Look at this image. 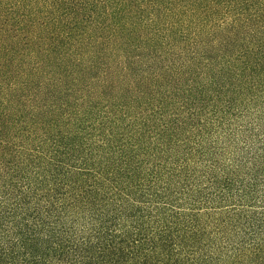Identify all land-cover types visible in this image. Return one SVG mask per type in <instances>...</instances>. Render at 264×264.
Listing matches in <instances>:
<instances>
[{
    "label": "trees",
    "instance_id": "1",
    "mask_svg": "<svg viewBox=\"0 0 264 264\" xmlns=\"http://www.w3.org/2000/svg\"><path fill=\"white\" fill-rule=\"evenodd\" d=\"M0 264H264V0H0Z\"/></svg>",
    "mask_w": 264,
    "mask_h": 264
}]
</instances>
